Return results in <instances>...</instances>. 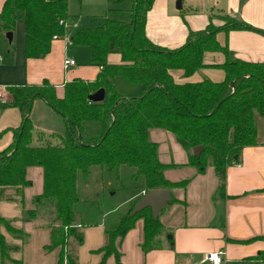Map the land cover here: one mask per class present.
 Returning <instances> with one entry per match:
<instances>
[{"label": "trees", "instance_id": "trees-1", "mask_svg": "<svg viewBox=\"0 0 264 264\" xmlns=\"http://www.w3.org/2000/svg\"><path fill=\"white\" fill-rule=\"evenodd\" d=\"M68 2L4 0L0 32H13L17 19L21 18L24 57H43L50 51L53 36L57 39L65 36ZM152 4L153 0H130L126 10L109 8L103 25L80 29L69 39V44L91 48L92 63L100 67L94 80L74 78L63 85L61 95L46 82L10 86L6 102L0 104V113L7 107H16L21 115L20 125L10 129L13 141L0 151V200H11L12 195L7 194L10 190L22 196L23 189L31 184L26 169L42 167V192L35 197V208L27 215L33 218L39 216V208L50 209L51 239L45 248H60L57 264H77L67 246L71 238L80 243L83 237L78 226L85 223L76 208L82 202L78 180L87 179L94 167H99L101 176L105 174L120 183L121 178L141 182L134 191L186 186L188 180L175 182L165 177L166 170L178 165L160 162L157 143L148 138L150 129L173 133L188 155L187 164L197 173L212 165L220 190L226 166L237 161L242 148L257 144V120L264 117V62L234 58L228 47L216 39L221 31L255 28L229 17L218 26L209 22L203 29L189 31L184 43L168 48L153 43L145 34L146 15ZM124 11L128 21L107 16ZM256 31L264 34V30ZM208 51L225 55V61L216 66L224 71L222 81L204 78L175 83L170 70L180 69L189 76L203 67L202 54ZM109 53H118L121 63L108 64ZM116 76L139 85L140 92L128 95L119 92ZM99 88L104 89L103 100L89 101L88 95ZM38 98L61 116L62 133L34 128L30 112ZM88 121L99 122L101 130L88 132L84 127ZM196 146L203 147L199 156L192 153ZM139 198L140 195L131 200L116 224L106 227L107 240L99 250L103 254L101 264L110 255L118 263L116 240L138 219L143 220L142 248L148 250L153 246L162 225L158 218H153L150 208L131 214ZM176 201L173 198L171 202ZM2 227L22 242L27 236L0 215V264L17 263L9 257L14 246L6 242ZM256 259L264 263V252Z\"/></svg>", "mask_w": 264, "mask_h": 264}, {"label": "crops", "instance_id": "crops-1", "mask_svg": "<svg viewBox=\"0 0 264 264\" xmlns=\"http://www.w3.org/2000/svg\"><path fill=\"white\" fill-rule=\"evenodd\" d=\"M3 2L0 0V10ZM175 3L176 0H153L145 25V34L153 43L175 48L185 42L189 31L203 29L209 22L216 26L222 24L218 14L220 11L255 30L221 31L216 34L217 41L227 46L234 58L264 62V34L256 31L264 30V0H181V9H176ZM68 14L70 17L69 7ZM17 20L22 30L23 68L21 64L18 66L17 61L2 64L0 89L5 94L10 86L41 85L46 82L61 95L63 85L74 78L88 81L96 78L100 67L94 64L87 68L89 71L82 66L73 68L76 63L64 67V60L72 59L65 53L73 35L67 37L66 42L65 36L53 39L50 51L45 56L26 59L24 23L21 18ZM4 38L8 40L6 35ZM106 61L108 64H119L121 57L118 53H109ZM224 61L225 55L222 52L208 51L202 54L203 67L200 70L189 76H185L180 69L170 70V73L177 84L198 82L204 78L219 82L224 79V71L216 66ZM34 111L39 113L36 117H33ZM53 111L43 99L34 100L30 112L34 128L44 132H61L59 128L47 123L48 120L57 123ZM35 121L40 122L39 125H34ZM20 123L18 108L7 107L0 113V151L13 141L10 129L18 127ZM90 125L84 123L88 132L97 130V126L92 128ZM148 138L157 143L160 162L178 165L166 170L165 177L166 172L182 169L187 172L188 181L184 188L169 190L172 199L177 201L171 200L160 210L158 220L162 230L155 237L153 246L148 250L142 248L143 220L138 219L121 239L116 240L120 254L118 263L110 255L104 264H206L208 262L203 261L204 255L218 250L224 252V264H264L256 259L264 252V117H258L257 120V144L242 148L237 161L226 166L223 190H220L219 179L212 165H207L202 173H197L187 164L188 155L173 133L152 128ZM26 177L31 184L23 189L22 196L13 193L11 200H0V215L11 220V224L27 236L26 241L22 242V239L13 237L1 228L6 242L14 246L9 257L17 263L11 264H57L60 248H45L51 239L50 222L40 220V215L33 218L27 215L29 210L35 208V197L42 192V167L29 166ZM34 183L38 185L35 190L32 189ZM142 193V190L133 191L116 206L100 211L98 221L78 226L82 232V241L77 243L72 239L67 246V251L77 264H101L103 254L99 250L107 240L105 229L118 220L117 216L107 226V217L119 213L122 205ZM77 216L80 218V215ZM169 233L170 240L166 237Z\"/></svg>", "mask_w": 264, "mask_h": 264}, {"label": "rangeland", "instance_id": "rangeland-1", "mask_svg": "<svg viewBox=\"0 0 264 264\" xmlns=\"http://www.w3.org/2000/svg\"><path fill=\"white\" fill-rule=\"evenodd\" d=\"M68 7L71 13V16L67 19L66 30H65V39L64 42L68 41L70 35H73L80 29L95 27L97 25H103L104 23V15L106 14L109 8H118L122 10L128 9L130 6V0H69ZM176 7V3L174 5ZM180 11V10H179ZM218 14L222 17V23L229 19V16L225 13L218 12ZM110 18H115L119 20L128 21L129 17L127 12H116L109 13L107 15ZM19 20L16 21L15 28L12 33V40L8 42L7 39L4 38L6 33L0 32V68L2 64L9 62H18V66L23 68L22 62V30L19 28ZM66 56L68 58H72L76 65L73 68L84 67L87 71H89V67L94 66L92 63V54L91 48L87 45H78V44H69L67 47ZM9 51V53H8ZM86 72V71H85ZM223 77V76H222ZM115 86L116 89L123 94H136L140 92V86L137 84L130 83L126 81L121 76H116L115 78ZM7 97V93L5 94ZM54 112V116L57 118V123L53 120H48L51 126L59 128L61 133L64 131V123L62 118L58 113ZM37 111H34V116H37ZM40 122H36L34 125H39ZM85 124H91L92 128L97 126V130H90L92 132L100 131L101 124L97 121H88ZM46 126V125H45ZM88 126V125H87ZM48 127V126H47ZM87 129H89L87 127ZM89 131V130H87ZM172 136V135H171ZM99 167H94L92 174L85 180H78V191L82 198V202H80L76 208L81 212L82 221L85 224L89 222H93L95 220L98 221L100 217V211H104L105 209H111L113 206H116L120 201L125 200L128 195L130 196L133 191L136 189L135 187L139 185L141 182L135 181H127L126 178H121L116 181L111 177L104 174V176L100 175L98 171ZM99 173V174H98ZM166 177L171 178V181H180V180H188L187 172L181 170L171 171L170 173L166 172ZM123 184V188H120V185ZM38 185L36 183L33 184L32 189L35 190ZM8 195L13 194L7 193ZM175 194V193H174ZM2 200V199H1ZM131 201L127 202L125 205H122L121 210L115 212L114 214H109L106 219V225L113 221L117 216L118 219L121 216V212L125 214L128 209ZM119 208V207H118ZM50 209L41 207L39 208L40 220L42 221H52V216ZM120 215V216H119ZM118 221V220H117ZM117 223V222H116ZM115 223V224H116ZM47 224V223H46ZM170 235L167 234L166 237ZM73 238H71L72 240ZM74 240V239H73ZM1 260V259H0ZM65 261V258H64ZM208 264V263H206ZM224 264V263H223ZM245 264H255L254 262H248Z\"/></svg>", "mask_w": 264, "mask_h": 264}, {"label": "water", "instance_id": "water-1", "mask_svg": "<svg viewBox=\"0 0 264 264\" xmlns=\"http://www.w3.org/2000/svg\"><path fill=\"white\" fill-rule=\"evenodd\" d=\"M181 0H176V9H181ZM6 37L8 40H11L12 34L11 32L6 33ZM104 98V89L99 88L95 92L88 95V100L91 102H99ZM203 150L202 146H196L193 148L192 153L194 156H199L200 152ZM172 200L170 191L168 189H150L142 193L140 198L134 204L131 214H135L136 212L144 209L150 208L152 212V216L154 219H157L159 216V212L162 208L166 206L168 202ZM78 216L76 219L78 220ZM167 239H171V235L167 236ZM173 243L171 242V246Z\"/></svg>", "mask_w": 264, "mask_h": 264}, {"label": "built area", "instance_id": "built-area-1", "mask_svg": "<svg viewBox=\"0 0 264 264\" xmlns=\"http://www.w3.org/2000/svg\"><path fill=\"white\" fill-rule=\"evenodd\" d=\"M53 39H57L56 36H53ZM75 61L72 59H65L63 65L65 68L69 66H73ZM7 97L3 90L0 89V104L5 103ZM204 262H208L209 264H223L224 261V252L222 250L207 252L203 257Z\"/></svg>", "mask_w": 264, "mask_h": 264}]
</instances>
